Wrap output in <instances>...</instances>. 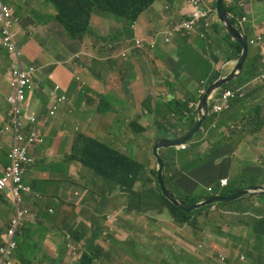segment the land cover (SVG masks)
<instances>
[{"label":"crops","instance_id":"crops-1","mask_svg":"<svg viewBox=\"0 0 264 264\" xmlns=\"http://www.w3.org/2000/svg\"><path fill=\"white\" fill-rule=\"evenodd\" d=\"M6 2L18 9L20 22L17 30L25 59L41 69L42 81L30 88L29 111L41 115L46 109L47 116L52 100L57 95L67 96V100L60 103L55 114L50 116L43 142L31 155L33 163L28 165L25 184L32 188L33 195L24 198V207L30 210L31 216L25 223V232L17 237L16 264H80L82 256L90 254L96 245L104 252L111 248L114 258L117 251L126 259L134 252L140 259L134 264H264L263 223L249 215L235 218L231 205L220 208L214 213L216 221L206 228L218 246V258H210L191 244V229L184 227L181 232L180 227L174 226L168 211L160 205L147 213L128 210L126 192L97 175L80 156L84 149L79 153V142L84 143L87 135L104 137L111 134L105 131L103 122L114 118L110 100L116 95H123L132 107L125 114L136 112L135 118L140 117V121L153 120L147 113L161 96L165 99L185 96L186 90L174 70L173 60L168 58L170 50L177 49L176 44L157 43L155 48L149 49L156 50L155 53L133 52L124 59H102L100 57L105 53L90 54L93 45L98 43H86L85 53H72L75 60L71 61L69 51L56 39L74 46V50H80L82 43L66 35L64 27L55 18L57 9L50 0L38 1L39 5H30L29 0ZM18 3L23 10L41 14L27 15L19 9ZM41 5L43 11L37 9ZM160 6L158 3L157 7ZM99 16L100 23L95 25L98 36L104 37L99 30L107 22L117 27L116 33H121L116 39L118 47L125 46L127 41L122 37L126 35L121 28L122 22L107 15ZM157 16L161 15L153 7L144 13L136 23V34L146 36L153 29L152 22ZM56 44L65 50L57 48ZM194 49H200V46L196 45ZM191 50L189 44L185 59L189 58ZM81 62L89 69H85ZM6 67V64L0 67V128L8 110L5 97L10 90ZM58 84L61 89L56 91ZM73 87L80 91L69 97L68 91ZM143 108L147 109L146 113H142ZM124 119L129 121L128 117ZM206 128L211 132L212 124L209 122ZM182 129H187L185 123ZM10 138L9 135H0V173L10 164ZM205 138L206 134L198 135L201 142L206 141ZM228 146L232 162L239 163L237 174L246 170L258 179H264V129L259 134L228 143ZM224 152L220 146L208 153L202 162L191 166L186 177L179 181V187L193 193L200 185L208 186L223 177L229 168L221 161L225 156L219 157ZM182 156L187 153L180 154V158ZM0 199L5 200L6 196L0 194ZM258 202L264 206L262 199ZM0 205H3L1 232L3 223L7 225L10 221L12 210L10 201H2ZM112 214L118 215L116 222L110 221ZM162 230L167 233L172 252L152 251V247L165 243ZM197 254L205 255L211 262H202ZM71 258L72 261L68 262Z\"/></svg>","mask_w":264,"mask_h":264},{"label":"clouds","instance_id":"clouds-1","mask_svg":"<svg viewBox=\"0 0 264 264\" xmlns=\"http://www.w3.org/2000/svg\"><path fill=\"white\" fill-rule=\"evenodd\" d=\"M3 1L7 3L6 0ZM169 2L170 0H156L147 10H145L139 15L136 21H131L134 31L128 32L124 30V32L128 36L135 38L134 42L129 41L128 44L122 47H118V45L116 47L112 43L104 46L109 48L126 49L127 54H123L122 56H120V58L123 59L130 56L133 52H140L142 54L148 52L155 53L156 50L150 51L149 49L155 48L157 43L171 45L173 43L171 40L173 39L174 30L183 31L184 29H187L190 33H193L188 38V43L190 44V46L192 48H194L196 45L200 46V49H198V59L200 62L199 67L195 68L193 66V61L190 59L191 53L189 55V58H184V60L180 62V57L176 50H170L172 51V58L170 59L173 60L174 70L177 76L180 78L181 84L184 85V88L186 90L185 96L174 98L171 97L170 99H165L161 96L157 100L155 107L149 109L147 113L150 117L153 118V120L140 121V117L135 118L140 133H146V131L150 129V134L146 138V141H143L144 136L142 134H133V137L135 139V150H137V148L140 146L143 152L141 156L131 155L129 153V148L122 146L123 144H127V139L116 136L112 133L105 135L109 137L108 140L105 138V136L91 137L87 135V140L84 143L79 142L80 145L78 151L80 153L84 149L82 155H80L84 160V164L95 170L96 174L102 177L104 180L110 181L115 187L126 192L128 197V210L133 211L136 209L138 213H147L150 210L156 208L158 205H160L161 208L166 209L169 215L173 218L174 226L176 225L178 227H189L191 231H193V219L191 222L185 223L176 221L170 213L168 207L162 204L160 198H156L155 206H149L146 208L138 209V205H136V200H134L132 197V192L144 191L149 186H151L155 188L158 193H160L161 191V193L171 203L175 205V203L163 192L162 185L159 180L160 168L158 156H160L163 162L162 179L166 188L173 196H175L181 202L187 203L180 199L168 188L165 181V177L169 179L171 178V184L178 191L186 192L179 187V181L186 177L187 170L191 166H194L202 161L199 162L193 160V162L189 166L182 169L179 167V165L182 158H184L185 156H182V158H180V154L187 153V156H192L194 152H196L199 145L201 143H205L206 141L209 142L207 154L218 150L220 146L223 147L225 152L219 157L225 156L221 161L225 163V165H229V168L227 169L223 177L208 186L200 185L197 190L193 193H196L200 187L204 188L206 193H211L213 191L211 186L216 184L219 187V191L220 189L226 191L230 188H237V190L228 194H220L218 191L217 193H211L207 196H203L195 202H200L206 197L230 195L237 193L241 189L248 190L251 187L264 186V179H258L254 174H249V172H247L246 170L240 174H237L239 170V163L237 161L232 162L231 157L229 156L231 151L229 150L228 146V143L234 141H241L242 139H245L247 137L259 134L264 129V0H222V7L224 12L221 16L218 13V0H183V4L182 7L179 8L180 13L178 15L176 14V12L169 10ZM158 3H161L160 8L157 7ZM18 5L19 9H21V11L27 15L35 17L41 14L34 13L26 9L23 10V7L19 3ZM10 6L15 11V8L12 5ZM152 7L155 8L158 14L161 16H157L153 20V29L149 31L146 36L137 35V21L144 13H146ZM176 9H178V7H176ZM164 10L168 14H166ZM164 14H166V20ZM169 15L173 16L172 20H170ZM129 16L131 15H124V17H122L123 19L119 18L118 20H124ZM176 18H179V20L175 21ZM225 19H229L231 21L235 30H229L227 26V21ZM162 21H165L163 25ZM168 21L171 22L169 27ZM19 22V17H16L15 22L12 23V25H8L7 27H5L0 22V44L4 47V51L9 53V56L11 58V62L6 64V70L9 75L8 81L10 87L8 95L10 97L14 93L15 87H17L15 71L19 70L25 74V77L18 85L24 91L26 97L23 104H21L15 98H8V110L3 125H9V123H11V121L15 118L16 110L23 109V111L26 112L28 115L38 117L37 122L39 121L40 125L43 128V135L42 140L38 144L30 148V151L27 154L26 161L22 163V175L21 180L19 182H16L13 177H10V172L8 171V169L12 165L10 155L14 146L13 140L11 141V149L9 153V160L11 162L9 166L2 173H0V179L6 181L5 185L3 187H0V194L5 196H9L12 194L15 196V193L18 192V194L20 195V199L16 197L15 199L20 201L19 206L22 209V213H18L17 218L21 219L23 224L22 228H24V222L26 223V221L29 220L31 216L30 210L24 207V198L26 196L33 195L32 188L28 184H25V176L27 173L28 165L31 163L32 152L43 142V136L46 132L45 127L46 124L49 122L50 116L52 115L48 114L47 116L40 118L39 114L29 111V92L32 86L29 85V77L31 73L37 70L38 67L34 62H28L25 59L24 50L21 47V43L19 42L15 44L14 42V37L19 38V31L17 30V28H19ZM214 23L219 24L220 29L222 30L220 34H217L214 30H212V26ZM155 25H158V27H155ZM224 31L228 32L231 38L240 45V53L232 55L229 59H226L221 50L217 49L216 45L214 44V41H216V39L223 36ZM207 32H209L211 35V38L209 39L206 35ZM103 38L108 39L105 36ZM117 38H120V36H118ZM207 42H211L213 43V45L209 46ZM57 45L58 44H56L55 46L57 47ZM58 46L59 49H61L60 45ZM245 46L247 47V56L244 60L242 69L239 70L236 67L241 55L244 52ZM111 57L112 56H109L107 53H105L100 58L108 59ZM215 58H217L218 60H215ZM204 59H209L212 62L213 70L217 73V78L210 84H208L203 79L200 81V84L197 83V81L191 79L192 73L201 72V64ZM249 63H253L257 75L252 76L250 74H244V71L246 70V67ZM233 73L234 76L230 80L221 84L209 95L208 113L206 114V119L200 125L197 132L184 143L175 145L166 143V140L181 138L190 131V129L200 117L197 108L201 103L207 90L219 79L226 78ZM59 89H61V85L58 84L55 86V90L58 91ZM62 95L66 97V101L67 96L65 94ZM62 95H57L55 97V100H52L51 107H56L55 111L57 110L58 105L60 103L65 102L58 101V98ZM119 96H121L122 100L126 102V106L120 105ZM171 100H181L182 102L189 101V110H183L184 113L181 115L180 121H176L174 119L171 110L166 111L163 107L164 102H170ZM110 103L112 104L115 111L114 117L122 116L126 112L132 110L131 105L123 95H116L110 100ZM145 111L147 112V109L143 108L142 113H146ZM194 112L196 113V115H194ZM42 119L45 120L44 124H41ZM165 120L169 121L168 124L165 122ZM133 122L134 120L131 121V123ZM209 122L212 124L211 132H209V130L206 128ZM184 123L187 127V129L185 130L182 129ZM199 134H206V141L201 142V140L198 139ZM157 143H159V146L155 151V146ZM119 147L122 149L121 153L119 151ZM160 148L161 152L158 151V149ZM162 151L164 152V154L162 153ZM147 152H150L151 156H149L148 159H145ZM131 160L142 164L145 169L143 179L136 180L133 184V187H129L121 182H116L113 179V176L120 175V170L127 167ZM151 162H153L155 165L152 166ZM234 165H237V170L235 171ZM102 166L107 167L111 171L110 178L105 179L99 173L98 167ZM154 170H156V174L153 172ZM229 170H231L230 175ZM148 176H150L153 181L145 185L144 182ZM250 183H256V185H250ZM258 199H262L264 201V196L260 194L251 195L245 193L230 202H216L203 206L201 208H197L193 211L201 209L200 211H198L199 213L203 215H209L215 212H219L220 208L225 207L218 205L220 203H223L227 204L226 206L231 205L233 207L232 211L235 212V214H233L235 215V218L249 215L254 218L258 223L264 224V222H260V220L264 219V206L262 203L258 202ZM132 202L135 203V206L133 207ZM234 203H238V206L234 207ZM27 214H29L30 216H28ZM113 215L116 214H112V216ZM208 236L210 235L207 233V237ZM15 241L17 243L18 248L17 235L15 236ZM17 248L14 252H11L10 254L6 255L2 254L0 251V264H16ZM135 259L140 261L138 257H136ZM221 260L224 261V258H222Z\"/></svg>","mask_w":264,"mask_h":264},{"label":"trees","instance_id":"trees-1","mask_svg":"<svg viewBox=\"0 0 264 264\" xmlns=\"http://www.w3.org/2000/svg\"><path fill=\"white\" fill-rule=\"evenodd\" d=\"M52 4L57 9V14L55 18L65 27L68 36L71 39L79 40L80 43H98V44H105L108 45L110 43L114 44L117 47V37H109L105 39L103 37H99L97 32L95 31V25L100 23L101 16L99 15H107L111 18H115L116 20L123 19L124 15H131L127 17L130 21H136L139 15L147 10L156 0H50ZM183 0H170L168 3L169 10L176 12L178 15L180 13L179 8L182 7ZM178 7V9H176ZM38 13V12H34ZM15 17H19L18 9H15ZM125 31H134L132 24L124 23ZM212 30H214L217 34H220L222 30L218 23H214L212 26ZM193 33H190L187 29L183 31L174 30L173 39L171 40L177 46L176 52L180 57V62H182L185 58V55L189 48L188 38ZM207 38H211L209 32L206 33ZM209 46L213 45L211 42H207ZM217 49H220L226 59L231 58L234 54L240 53V45L231 38L228 32L224 31L223 36L216 39L214 41ZM185 45V49L183 46ZM59 48V46L57 45ZM19 48V47H18ZM77 58V57H76ZM199 50L192 48L190 59L193 61V66L198 68L200 65L199 62ZM77 60L80 61L78 57ZM215 60H218L215 58ZM0 64H8L11 62V58L8 52L4 51V47L0 44ZM85 69H89V67L84 63ZM1 67V65H0ZM244 74H250L252 76L257 75L255 71V67L253 63H249L244 71ZM217 78V73L213 70V64L209 59H204L201 64V72L200 73H192L191 79L197 81L200 84V81L203 79L208 84L212 83ZM237 87V86H235ZM6 101L8 103L9 95L6 97ZM119 101L121 106H126V102L122 100V97L119 96ZM189 101L182 102L181 100H171L170 102H164L163 107L167 106V110H171L173 117L176 121L181 120V115L184 113L183 110L188 109ZM165 108V107H164ZM10 131V133H9ZM13 131V127L11 124V128L9 125H3L0 128V135L6 136L8 133L11 134ZM14 136V135H13ZM215 149V148H214ZM99 173L105 178H110L111 171L107 167H98ZM156 174V170L153 171ZM120 175L113 176V179L116 182L124 183L129 187H133V184L136 180L143 179L145 174V169L142 164L131 160L129 165L124 169L120 170ZM153 180L150 176H148L144 182L146 185L147 183H151ZM166 184L168 188L176 194L180 199L187 203H193L199 200L203 196H207L211 193H217L219 191L218 185L211 186L212 192L206 193L204 188L200 187L196 193H186L182 191H178L172 184L171 178L165 177ZM250 185H256V183H250ZM176 190V191H175ZM237 188H230L224 191L220 189V194H228L236 191ZM132 197L136 200V205H138V209L146 208L149 206L156 205V198H160L162 204L168 207L170 213L174 217V219L178 222L185 223L191 222L192 219L194 221V228H193V243L194 247L203 253H206L210 250V245L208 241L210 240L207 237V233L205 232L206 228V216L199 213L196 210L191 213H186L185 211L181 210L179 207L171 203L160 191L158 193L155 188L149 186L144 191H133ZM12 215L10 218L9 223H7L5 230L0 232V246L2 248L6 247V243L4 237L9 233L10 229L13 227L12 221L14 218L18 216V212L15 211L14 202H10ZM219 206H226L227 204L220 203ZM135 206V203L132 202V207ZM25 216V215H23ZM23 220V218H22ZM24 222V221H23ZM260 222H264V219L260 220ZM25 222L24 228L17 227L16 235H21L25 232ZM18 250V248H17ZM1 251V250H0ZM218 257V256H217ZM139 259V258H138ZM80 264H89L85 263V260L80 262Z\"/></svg>","mask_w":264,"mask_h":264},{"label":"rangeland","instance_id":"rangeland-1","mask_svg":"<svg viewBox=\"0 0 264 264\" xmlns=\"http://www.w3.org/2000/svg\"><path fill=\"white\" fill-rule=\"evenodd\" d=\"M29 1L31 3L30 5H34L33 3H35V5H39L37 3H38V1H41V0H29ZM37 9H39L40 11L44 10L42 8V5L41 6H37ZM164 12H166V11L164 10ZM169 16H170V20H172L173 16L172 15H169ZM164 17H165V20H166V14H164ZM114 20L115 21H119V20H116L115 18H114ZM120 22H122V25H121L122 29L125 28L124 22L131 24V21L128 20L127 18L124 19V20H120ZM164 23H165V21H162V25ZM170 24H171V22L168 21V27L170 26ZM133 25H134V23H133ZM99 32H101L102 35H104L107 38L113 37V36H117V35H121V33H116L117 32V27L116 26H110L107 22H106L105 26L102 29L99 30ZM66 35L68 36L67 33H66ZM122 37H124V40L127 41L126 44H128L129 41L130 42H134L135 41V38H132V37L128 36L127 34L122 36ZM56 40L58 41L59 44L63 45L69 51V53L71 54L70 55L71 61L75 60V58H73L72 53H78V55H82V54L85 53L83 48H86L87 44L82 43V46H81L82 48L80 50H78V49L74 50V46L66 45L59 39H56ZM14 42H15V44L19 43L20 42L19 38L18 37H14ZM104 45L105 44H94L93 45L94 48L90 50V54L93 55V54H99V53H107L109 56H112V57H120L123 54H127V50L126 49H123V48H109V47H106ZM60 48L63 51L65 50L61 46H60ZM168 57L172 58V51L169 52ZM174 78L176 79L177 77L175 76ZM41 81H42L41 69L37 68V70L35 72L31 73V75L29 77V85H32V86L33 85H38V83L41 82ZM66 83H68V80H66ZM79 91H80V89H77V88L73 87L70 91H68V96L69 97L75 96ZM53 100H55V98ZM164 107H165V109H168L167 106H164ZM46 114H47V110L45 109L44 114H41L40 118H43ZM49 114L50 115H54L55 114V108L54 107H50L49 108ZM135 114H136V112L124 115V117H128L129 118L128 122L125 121L124 117L116 116V117H114L111 120L104 121L103 123H104L105 131L107 133H112V134H114L116 136H119V137L127 139V141H128L127 144H123L122 146L129 148V153L131 155L141 156L143 154L141 147L139 146L137 148V150H135V144H134L135 139L133 137V134H142V133H140V130L137 127V123L135 121V117H136ZM35 118L37 119L38 117L36 116ZM133 120H134V122L131 123V121H133ZM165 122L168 124L169 121L165 120ZM44 123H45V120L42 119L41 120V124H44ZM9 133H10V131H9ZM9 133L7 135H9ZM149 134H150V129H148L146 131V133L142 134L144 136L143 141H146V138L149 136ZM13 135H14V132L11 131V134L9 135L11 137L10 138L11 141L13 140V138H12ZM105 138L107 140L109 139L108 136H105ZM65 140H67V139L65 138ZM120 147H119V151L121 153L122 149ZM208 147H209V142L208 141H206L205 143L200 144L199 147L197 148L196 152H194V154L192 156H185L184 158H182L179 167L184 169L187 166H189L193 162V160H196V161H199V162L203 161L205 159V155L207 154ZM14 149L15 148L13 147L12 148V152L14 151ZM158 151L161 152V148L158 149ZM162 153L164 154L163 151H162ZM121 156H122V154H121ZM149 156H151V153L147 152V155L145 156V159H148ZM11 157L14 158V159H18L17 156L13 155V153L11 154ZM20 159H22L21 155H19L18 162H19ZM151 165L154 166L155 164L153 162H151ZM235 170H237V165H234V171ZM11 174L14 177L15 181L18 182L19 178L17 177L16 173L12 172ZM249 198H252V197H249ZM127 199H128V197H127ZM2 201L15 202V211H17L19 214L22 213V209L19 206V202L20 201L16 200L14 195L11 194L9 196H6L5 200L4 199H0V202H2ZM237 206H238V203H234V207H237ZM2 208H3V205H0V211L2 210ZM27 215L30 216L29 214H27ZM205 216H206V228H207V226L213 224L216 221V219H215L214 213L209 214V215H205ZM2 217L3 216L0 215V222L3 221ZM117 218H118V215H113V216L109 217L110 221H115V222L117 221ZM18 219H19V227L22 228L23 227L22 221H21L20 218H18ZM5 228H6V222L3 223V230H5ZM35 228H38V227L36 226ZM180 228H181L180 231L182 232L184 227H180ZM206 228H205V232L207 233ZM161 233H162V238L165 240V243H160V244H157L156 247H152V251L155 250V251H158V252H161V253H165L166 251L172 252L173 247L167 241V233L164 232L163 230H162ZM193 235H194V232L192 231L190 242L194 246ZM20 236L21 235H18L17 237H20ZM208 238L210 239L208 241V244L210 245V250L207 251L204 254L209 256L210 258L212 257V258L216 259V258H218L217 257L218 246H217V244L215 243V241L213 240V238L211 236H208ZM1 246H0V250H1ZM110 250H111V248L106 249L105 252L101 251L99 249V246L96 245L95 249L92 250L90 252V254H84L82 256L81 262L83 260H85V263H87V262L88 263H90V262H99L101 264H134V262L137 261L135 259L137 256H135L134 252H132L131 254H128L127 258H129V259H126L124 254L122 252H120V251H117V255L114 258L111 255ZM197 255L200 256L202 262H205V263H210L211 262V260H209L205 255H202V254H197ZM71 261H72V258L68 262H71ZM142 261L144 262L145 260H142ZM45 264H48V262H45ZM152 264H155V263H152ZM216 264H221V263L217 262Z\"/></svg>","mask_w":264,"mask_h":264},{"label":"built area","instance_id":"built-area-1","mask_svg":"<svg viewBox=\"0 0 264 264\" xmlns=\"http://www.w3.org/2000/svg\"><path fill=\"white\" fill-rule=\"evenodd\" d=\"M14 9L3 0H0V22L7 27L8 25H12L15 22L16 17L14 16ZM17 87L14 89V93L9 98H15L21 104L25 101V93L22 88L18 85L21 83L22 79L25 77V74L19 70L15 71ZM66 97L64 95L58 98L59 102H64ZM56 108V107H54ZM11 124L13 127V144L14 151L11 152L13 155L17 156L19 159V155H21L22 159H14L11 157L12 165L8 169L10 172L9 176H12V172L16 173L19 178L18 182L21 180L22 175V163L26 161L27 154L30 151V148L34 145L38 144L42 140L43 128L40 125L39 121L33 115H28L26 112L21 110H16L15 118L9 123L11 128ZM15 139V140H14ZM18 150V151H17ZM14 178V177H13ZM6 181L0 179V187L5 185ZM16 198L20 199V195L18 192L15 193ZM13 227L10 229L9 233L4 237L6 247H1L2 254H10L14 252L17 248V243L15 241L16 229L19 227V219L16 217L12 221Z\"/></svg>","mask_w":264,"mask_h":264},{"label":"water","instance_id":"water-1","mask_svg":"<svg viewBox=\"0 0 264 264\" xmlns=\"http://www.w3.org/2000/svg\"><path fill=\"white\" fill-rule=\"evenodd\" d=\"M223 12H224V10L222 7V0H218V13H219V15L221 16L223 14ZM227 26H228L229 30H235V28L233 27V25L229 19H227ZM246 56H247V47L245 46L244 52L238 61V64L236 67L237 69H239V70L242 69ZM233 76H234V73L231 74L230 76L226 77V78L219 79L207 90L206 94L204 95L201 103L199 104V106L197 108V110L200 114V117L185 136L178 138V139L166 140L165 142L168 144L175 145V144L184 143L185 141L189 140L197 132L200 125L206 119V114L208 113V97H209V95L216 88H218L221 84L230 80ZM158 146H159V143L156 144L155 151L157 150ZM158 159H159V162H161V165H163V162H162V159L160 156H158ZM159 180H160V183L162 185L163 192L175 203V205H177L179 208H181L182 210H184L186 212H191L197 208H201L203 206H206V205H209L212 203H216V202L227 203V202L234 200L235 198L240 197L241 195H243L245 193L251 194V195L252 194H260V195L264 196V186H255V187L249 188L248 190L241 189L240 191H238L235 194L206 197V198L202 199L200 202H195L193 204H187V203L181 202L179 199H177L175 196H173L168 191V189L166 188V186L163 182V179H162V168L159 169Z\"/></svg>","mask_w":264,"mask_h":264},{"label":"bare ground","instance_id":"bare-ground-1","mask_svg":"<svg viewBox=\"0 0 264 264\" xmlns=\"http://www.w3.org/2000/svg\"><path fill=\"white\" fill-rule=\"evenodd\" d=\"M159 168H160V169L162 168L161 162H159Z\"/></svg>","mask_w":264,"mask_h":264}]
</instances>
